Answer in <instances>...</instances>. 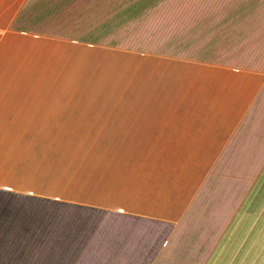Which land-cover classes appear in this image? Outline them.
I'll list each match as a JSON object with an SVG mask.
<instances>
[{
  "label": "crops",
  "instance_id": "0c3cea01",
  "mask_svg": "<svg viewBox=\"0 0 264 264\" xmlns=\"http://www.w3.org/2000/svg\"><path fill=\"white\" fill-rule=\"evenodd\" d=\"M73 2L0 0V264H264V0L223 11L215 57L175 58L161 105L125 118L23 90L19 69L98 34L47 28ZM59 129L93 153L55 181L36 132Z\"/></svg>",
  "mask_w": 264,
  "mask_h": 264
},
{
  "label": "rangeland",
  "instance_id": "374dc122",
  "mask_svg": "<svg viewBox=\"0 0 264 264\" xmlns=\"http://www.w3.org/2000/svg\"><path fill=\"white\" fill-rule=\"evenodd\" d=\"M79 2L62 4V10H55L57 18L51 24L48 21L47 28L53 29V23V30L69 34L95 31L99 41L94 36L88 42L62 37L69 42V50H63V57L61 51H54L52 60L41 61H47L48 65L19 69L21 74L37 78L36 82L22 83L23 90L44 92L53 97L56 106L90 116L117 113L123 118L161 105L159 88L163 80L174 74L175 58L215 57L219 43L217 50L213 46L206 51V26L213 24L215 29L221 13L236 9L238 3L237 0ZM36 133L38 170L51 171L55 181L63 172L70 174L78 164L73 158L93 153L90 151L93 144L78 138L87 132L59 129ZM36 197L32 204L37 208L46 204V198Z\"/></svg>",
  "mask_w": 264,
  "mask_h": 264
},
{
  "label": "trees",
  "instance_id": "16d2710c",
  "mask_svg": "<svg viewBox=\"0 0 264 264\" xmlns=\"http://www.w3.org/2000/svg\"><path fill=\"white\" fill-rule=\"evenodd\" d=\"M145 1H150V0H145ZM139 1H135V4H137ZM92 37V36H91ZM98 37H99V35H95L94 36V38H95V40H97V41H99L98 40ZM94 38H91L92 40H94ZM87 39H89V38H87Z\"/></svg>",
  "mask_w": 264,
  "mask_h": 264
}]
</instances>
